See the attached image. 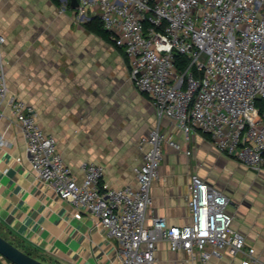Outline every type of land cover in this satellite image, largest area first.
<instances>
[{"label":"built area","instance_id":"built-area-1","mask_svg":"<svg viewBox=\"0 0 264 264\" xmlns=\"http://www.w3.org/2000/svg\"><path fill=\"white\" fill-rule=\"evenodd\" d=\"M59 2L62 10L72 7V0ZM75 11L79 20L99 16L159 120L139 139L143 159L133 167L137 185H113L104 165L90 160L82 162L79 180L56 135L42 127L36 107L9 93L1 54L6 38L0 33V113L9 104L38 177L71 201L76 217L92 215L117 239L118 264H154L163 240L173 250H185L196 264L225 251L242 252L239 264H264L234 227L228 193L197 172L188 182L189 221L171 224L159 215L148 221L165 145L193 152L163 129V119L183 131L186 141L199 129L221 152L264 170V0H78ZM177 54L186 58L183 67ZM5 143L0 133V148Z\"/></svg>","mask_w":264,"mask_h":264},{"label":"crops","instance_id":"crops-1","mask_svg":"<svg viewBox=\"0 0 264 264\" xmlns=\"http://www.w3.org/2000/svg\"><path fill=\"white\" fill-rule=\"evenodd\" d=\"M75 12L73 7L61 11L53 0H0V33L6 38L1 54L9 93L36 107L42 127L56 135L59 151L79 180L84 176L82 162L90 160L104 165L105 179L113 185H137L133 167L143 159L139 139L158 122L156 108L130 79L124 53L85 26L93 15L79 20ZM162 127L193 152L165 145L161 175L151 187L154 203L148 221L159 215L171 224H183L190 219L191 173L216 184L192 159L196 143L200 150L214 143L199 129L186 141L184 132L167 119ZM0 133L6 139L0 148V233L52 264H118L117 239L92 215L76 217L71 201L38 177L9 104L0 113ZM222 154L234 158L240 168L256 171ZM247 177L249 182L256 179L253 173ZM220 187L231 198L234 227L246 235L245 247L254 246L264 259V190L243 195ZM243 256L225 251L206 264H239ZM154 264L196 262L163 240Z\"/></svg>","mask_w":264,"mask_h":264},{"label":"rangeland","instance_id":"rangeland-1","mask_svg":"<svg viewBox=\"0 0 264 264\" xmlns=\"http://www.w3.org/2000/svg\"><path fill=\"white\" fill-rule=\"evenodd\" d=\"M127 62L128 61L125 58V64H127ZM126 92L128 93L129 91ZM126 115H128L127 111H125V116ZM143 119L145 120V118ZM145 124L148 125L147 121ZM152 126L153 125L151 124L148 127L151 128ZM208 142L210 143V141ZM198 143L200 144L202 141L200 140ZM210 145L212 146L211 149H209L208 146L207 148L200 150L196 143V152L195 155L192 156V159L195 161L194 163L197 165L199 172L205 173V176L215 181L216 184L228 188L229 190L241 192L243 195L250 194L251 192L249 191L260 192L261 190H264V171L252 172L249 170L248 172L246 169L240 168V164L232 160L234 158L231 157V159L229 158L230 156L228 157L222 154L214 144L211 143ZM252 173L253 175H256V179L249 182L247 175ZM13 239L15 238L13 237ZM33 253L45 258L44 255L38 251L33 250ZM3 259H5L6 262L5 260L3 261ZM8 262L9 260L0 254V264H7Z\"/></svg>","mask_w":264,"mask_h":264},{"label":"water","instance_id":"water-1","mask_svg":"<svg viewBox=\"0 0 264 264\" xmlns=\"http://www.w3.org/2000/svg\"><path fill=\"white\" fill-rule=\"evenodd\" d=\"M77 5L78 0H72V7L75 8ZM0 254L15 264H51L25 251L1 233Z\"/></svg>","mask_w":264,"mask_h":264},{"label":"trees","instance_id":"trees-1","mask_svg":"<svg viewBox=\"0 0 264 264\" xmlns=\"http://www.w3.org/2000/svg\"><path fill=\"white\" fill-rule=\"evenodd\" d=\"M53 1H54L56 4H58V5H59V3H60L59 0H53ZM85 26H86L89 30H91V31H93V32H95V33H97V34H98L99 36H101L102 38H104V39H106V40H108V41H110V42L113 43V41L111 40V37H110V32L104 27L103 22H102V20L99 18L98 15L93 16L89 21L85 22ZM113 45L116 46L115 43H113ZM118 48L120 49L121 52L124 53L123 48H121V47H118ZM176 62H177V64H178L179 66L183 67L184 64H185V62H186V58H185L184 56L180 55V54H177ZM205 135L208 136V137L210 138V135H209V134L205 133ZM5 237H6V236H5ZM7 238H8L9 240H11L13 243H15V244L17 245V243L14 241L13 238H10V237H7ZM19 247H20V246H19ZM27 252H29L30 254H32V255H34V256H36V257L42 259V257H40V256H38V255H35L32 251H27ZM42 260H43V259H42ZM44 261H46V260H44ZM46 262H48V261H46ZM48 263H50V262H48ZM51 264H52V263H51Z\"/></svg>","mask_w":264,"mask_h":264}]
</instances>
